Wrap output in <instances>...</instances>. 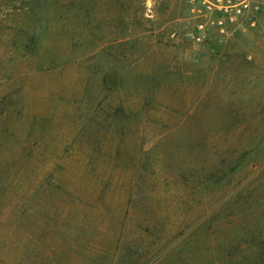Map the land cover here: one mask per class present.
I'll list each match as a JSON object with an SVG mask.
<instances>
[{"label": "rangeland", "instance_id": "rangeland-1", "mask_svg": "<svg viewBox=\"0 0 264 264\" xmlns=\"http://www.w3.org/2000/svg\"><path fill=\"white\" fill-rule=\"evenodd\" d=\"M191 9L0 0V264H264V9Z\"/></svg>", "mask_w": 264, "mask_h": 264}, {"label": "built area", "instance_id": "built-area-1", "mask_svg": "<svg viewBox=\"0 0 264 264\" xmlns=\"http://www.w3.org/2000/svg\"><path fill=\"white\" fill-rule=\"evenodd\" d=\"M190 4L197 21L189 35L198 44L206 42L213 28L225 33L244 23L255 25L256 15L264 9V0H190Z\"/></svg>", "mask_w": 264, "mask_h": 264}, {"label": "trees", "instance_id": "trees-1", "mask_svg": "<svg viewBox=\"0 0 264 264\" xmlns=\"http://www.w3.org/2000/svg\"><path fill=\"white\" fill-rule=\"evenodd\" d=\"M264 246V245H263ZM262 246V249L260 251H258V256H259V259L263 258L262 261L259 260V262L261 263H264V247Z\"/></svg>", "mask_w": 264, "mask_h": 264}]
</instances>
